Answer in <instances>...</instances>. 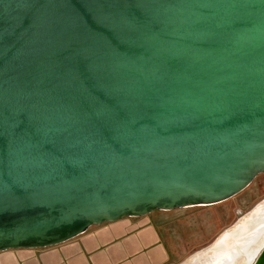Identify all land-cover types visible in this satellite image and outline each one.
Instances as JSON below:
<instances>
[{
  "label": "water",
  "instance_id": "obj_1",
  "mask_svg": "<svg viewBox=\"0 0 264 264\" xmlns=\"http://www.w3.org/2000/svg\"><path fill=\"white\" fill-rule=\"evenodd\" d=\"M263 172L264 0H0V251L216 204Z\"/></svg>",
  "mask_w": 264,
  "mask_h": 264
},
{
  "label": "crops",
  "instance_id": "obj_2",
  "mask_svg": "<svg viewBox=\"0 0 264 264\" xmlns=\"http://www.w3.org/2000/svg\"><path fill=\"white\" fill-rule=\"evenodd\" d=\"M148 215L92 225L85 232L52 246L0 251V264H26L33 260L36 251L55 247L67 249L46 264H68L72 259L74 264H161L160 259L167 257V251L154 224L156 221L146 220Z\"/></svg>",
  "mask_w": 264,
  "mask_h": 264
},
{
  "label": "rangeland",
  "instance_id": "obj_3",
  "mask_svg": "<svg viewBox=\"0 0 264 264\" xmlns=\"http://www.w3.org/2000/svg\"><path fill=\"white\" fill-rule=\"evenodd\" d=\"M264 200V172L237 195L212 205H196L172 210H155L148 215L165 244L167 257L161 264H180L190 255L210 245L221 233L230 228ZM36 251L35 257L26 264H46L65 249ZM40 258L44 261L40 263ZM70 260L68 264L76 263ZM167 262L165 263V261ZM61 264V263H58Z\"/></svg>",
  "mask_w": 264,
  "mask_h": 264
},
{
  "label": "bare ground",
  "instance_id": "obj_4",
  "mask_svg": "<svg viewBox=\"0 0 264 264\" xmlns=\"http://www.w3.org/2000/svg\"><path fill=\"white\" fill-rule=\"evenodd\" d=\"M245 216L231 228L226 229L220 239L218 237L215 240L216 242L220 240L221 245H219L218 256L214 257L213 261H208L210 264H252L253 257L264 244V203ZM240 223H242L241 226ZM237 226H240L238 230L228 233Z\"/></svg>",
  "mask_w": 264,
  "mask_h": 264
}]
</instances>
